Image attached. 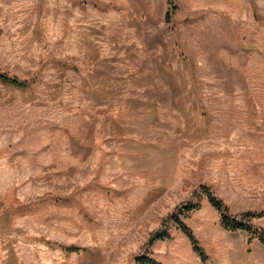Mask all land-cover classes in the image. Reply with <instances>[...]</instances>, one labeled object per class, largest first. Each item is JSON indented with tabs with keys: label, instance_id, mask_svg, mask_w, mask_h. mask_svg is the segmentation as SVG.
Returning a JSON list of instances; mask_svg holds the SVG:
<instances>
[{
	"label": "rangeland",
	"instance_id": "rangeland-1",
	"mask_svg": "<svg viewBox=\"0 0 264 264\" xmlns=\"http://www.w3.org/2000/svg\"><path fill=\"white\" fill-rule=\"evenodd\" d=\"M174 4L0 0V264H264V0Z\"/></svg>",
	"mask_w": 264,
	"mask_h": 264
},
{
	"label": "trees",
	"instance_id": "trees-1",
	"mask_svg": "<svg viewBox=\"0 0 264 264\" xmlns=\"http://www.w3.org/2000/svg\"><path fill=\"white\" fill-rule=\"evenodd\" d=\"M168 3L170 4V10L167 13V18L168 20H170L171 15L174 13V10L176 9V5L174 4V0H168ZM0 81L21 87L29 84L27 80L20 79L17 76H13L6 72H1V71H0ZM202 194L207 196L209 203L220 213L221 225L225 229L230 231L247 230L250 233L257 234L259 240L264 244V229L252 223L253 219L263 216V213L246 211L242 214L235 215L230 213L229 207L223 201V199L216 196L208 188L204 187ZM200 207L201 204L199 201L196 202L189 201L177 206L170 217L173 219L174 223L177 224V226L181 229V231L188 237V239L191 242L193 251L203 261H205L207 259V254L205 250L199 244L198 239L194 235L191 228L182 220L183 216L185 217L189 212L198 210ZM169 237L170 234L167 228L160 229L152 235L150 239V243L154 242L155 240L166 239ZM68 250L70 251L78 250V247L71 246L68 247ZM137 260L140 264H163L157 261L156 259H153L146 255L138 256Z\"/></svg>",
	"mask_w": 264,
	"mask_h": 264
}]
</instances>
